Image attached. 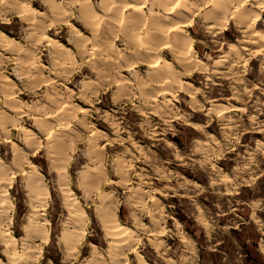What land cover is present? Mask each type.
<instances>
[{
	"label": "clouds",
	"instance_id": "9594fccd",
	"mask_svg": "<svg viewBox=\"0 0 264 264\" xmlns=\"http://www.w3.org/2000/svg\"><path fill=\"white\" fill-rule=\"evenodd\" d=\"M0 264H264V0H0Z\"/></svg>",
	"mask_w": 264,
	"mask_h": 264
}]
</instances>
